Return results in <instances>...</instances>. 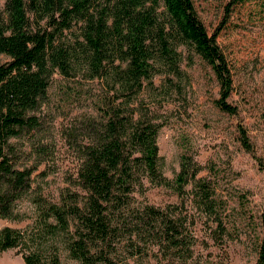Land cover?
<instances>
[{
	"label": "trees",
	"instance_id": "trees-1",
	"mask_svg": "<svg viewBox=\"0 0 264 264\" xmlns=\"http://www.w3.org/2000/svg\"><path fill=\"white\" fill-rule=\"evenodd\" d=\"M245 1L230 0L222 21L209 33L193 0H4L0 54L9 59L0 63V217L12 215L31 174L30 168L16 165L9 139L35 127L37 119L29 111L37 108L56 69L66 75L84 68L92 78H105L114 94L101 107L104 118L93 123L81 148L77 183L84 196L49 206L60 229L70 217L75 223V235L68 239L71 255L81 264H113L119 250L126 251L127 261L155 249L164 257L191 259L192 222L181 207L139 202L134 193L144 192V178L170 185L179 195L191 182L197 203L213 211L212 188L198 176L201 165L186 152L172 181L162 173L157 143L161 124L134 100L144 81L152 85L155 73L179 72L177 47L183 44L210 64L220 87L216 104L234 113L236 107L227 101L231 66L219 37L229 31L230 6L233 10ZM78 22L81 39L58 42L57 36ZM238 132L241 145L252 150L246 129L239 125ZM261 224L254 264H264V206ZM29 242L28 230L0 227V251L26 246L24 263L43 264Z\"/></svg>",
	"mask_w": 264,
	"mask_h": 264
},
{
	"label": "rangeland",
	"instance_id": "rangeland-1",
	"mask_svg": "<svg viewBox=\"0 0 264 264\" xmlns=\"http://www.w3.org/2000/svg\"><path fill=\"white\" fill-rule=\"evenodd\" d=\"M229 1L193 0L209 33L222 21ZM3 3L0 0L1 16H5ZM230 9L229 31L222 32L219 42L230 61L232 88L227 101L236 107L234 113L216 104L220 87L210 64L183 44L177 47L179 72L155 73L152 85L144 81L134 100L161 124L157 143L162 173L172 181L180 155L186 152L201 165L198 176L212 188L213 211L197 203L191 182L179 195L170 185L144 178L146 189L134 193L139 202L181 207L192 222L193 256L183 262L154 249L127 262L126 251L119 250L113 264H254L256 260L264 206V0H246ZM80 32L78 22L57 40L73 44L81 39ZM8 59L0 54V63ZM113 94L105 78H92L84 68L66 75L56 69L37 108L29 111L37 119L35 127L9 139L16 165L30 168L31 174L29 188L14 202L12 215L0 217V227L28 230L29 245L40 252L43 264H81L68 248V239L75 235L72 217L60 229L49 206L84 196L77 183L81 148L90 139L93 123L104 118L101 107ZM239 125L246 129L252 150L241 145ZM28 249L0 251V264H25L21 253Z\"/></svg>",
	"mask_w": 264,
	"mask_h": 264
}]
</instances>
